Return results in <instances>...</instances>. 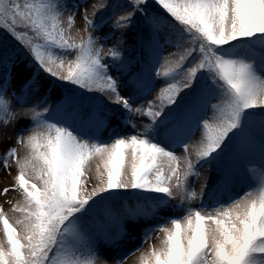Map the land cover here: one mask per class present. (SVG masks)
Wrapping results in <instances>:
<instances>
[{
    "label": "snow or ice",
    "instance_id": "6c2138e0",
    "mask_svg": "<svg viewBox=\"0 0 264 264\" xmlns=\"http://www.w3.org/2000/svg\"><path fill=\"white\" fill-rule=\"evenodd\" d=\"M0 149V264H264V0H0Z\"/></svg>",
    "mask_w": 264,
    "mask_h": 264
},
{
    "label": "rangeland",
    "instance_id": "374dc122",
    "mask_svg": "<svg viewBox=\"0 0 264 264\" xmlns=\"http://www.w3.org/2000/svg\"><path fill=\"white\" fill-rule=\"evenodd\" d=\"M81 28H82V22L78 18L77 24L73 29V35L79 33L81 31ZM2 150L3 149H0V151ZM14 175H15V169H13L12 176H9L5 171L2 170V168H0V206H3L5 212H7L9 215H12V213L9 212V208L11 207V205L6 201H11L17 199L18 197H17V193L15 192H9L7 195H5L3 190L5 187L11 186ZM0 228H2V225H0ZM159 235H160L159 233L153 234L152 238L143 245L142 250H147L151 245L158 244ZM0 236H2V234H0ZM136 243L139 244V241H137ZM129 247H132V245H129ZM139 256H140V252L139 251L135 252L134 254L130 255L127 258L125 264H139V260H138Z\"/></svg>",
    "mask_w": 264,
    "mask_h": 264
}]
</instances>
